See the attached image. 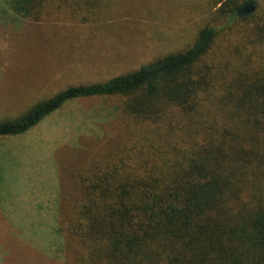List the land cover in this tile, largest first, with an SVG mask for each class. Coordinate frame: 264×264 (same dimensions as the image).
Instances as JSON below:
<instances>
[{"label": "trees", "instance_id": "trees-1", "mask_svg": "<svg viewBox=\"0 0 264 264\" xmlns=\"http://www.w3.org/2000/svg\"><path fill=\"white\" fill-rule=\"evenodd\" d=\"M216 1L228 28L249 20L230 52H211L218 32L205 27L184 51L0 123V137L18 136L70 101L120 99L117 140L78 174L60 222L70 264H264V16L259 0ZM121 2L0 0V21L37 19L44 3L71 18ZM247 3L255 12L238 18Z\"/></svg>", "mask_w": 264, "mask_h": 264}, {"label": "rangeland", "instance_id": "rangeland-1", "mask_svg": "<svg viewBox=\"0 0 264 264\" xmlns=\"http://www.w3.org/2000/svg\"><path fill=\"white\" fill-rule=\"evenodd\" d=\"M216 2L122 0L116 9L111 4L112 13L71 18L50 14L44 3L37 19L0 21V123L68 86L103 82L184 51L205 27L218 32L211 52H230L249 20L228 28ZM119 105L117 97L77 99L24 134L0 137V264H70L60 222L69 218L78 174L117 140Z\"/></svg>", "mask_w": 264, "mask_h": 264}, {"label": "water", "instance_id": "water-1", "mask_svg": "<svg viewBox=\"0 0 264 264\" xmlns=\"http://www.w3.org/2000/svg\"><path fill=\"white\" fill-rule=\"evenodd\" d=\"M255 12V6L252 3H247L236 13L238 18L253 14Z\"/></svg>", "mask_w": 264, "mask_h": 264}]
</instances>
